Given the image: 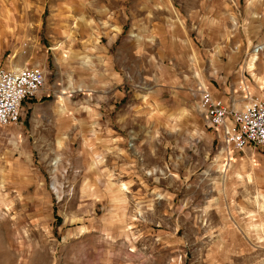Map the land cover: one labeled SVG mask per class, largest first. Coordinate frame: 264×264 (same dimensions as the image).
<instances>
[{
    "label": "rangeland",
    "instance_id": "374dc122",
    "mask_svg": "<svg viewBox=\"0 0 264 264\" xmlns=\"http://www.w3.org/2000/svg\"><path fill=\"white\" fill-rule=\"evenodd\" d=\"M24 67L0 264H264V146L199 108L264 103V0H0V69Z\"/></svg>",
    "mask_w": 264,
    "mask_h": 264
},
{
    "label": "built area",
    "instance_id": "2783aa9c",
    "mask_svg": "<svg viewBox=\"0 0 264 264\" xmlns=\"http://www.w3.org/2000/svg\"><path fill=\"white\" fill-rule=\"evenodd\" d=\"M45 74L38 67L0 69V126L19 122L23 103L43 88ZM199 108L210 127H221L228 147L241 151L249 145L264 146V103L253 101L236 110L208 90L199 94Z\"/></svg>",
    "mask_w": 264,
    "mask_h": 264
},
{
    "label": "bare ground",
    "instance_id": "6f19581e",
    "mask_svg": "<svg viewBox=\"0 0 264 264\" xmlns=\"http://www.w3.org/2000/svg\"><path fill=\"white\" fill-rule=\"evenodd\" d=\"M254 58H255V57H254ZM254 58H252V59H254ZM253 62H254V61H253ZM253 62H252V63H253ZM249 66H250V65H249ZM16 69H18V68H16ZM13 70H14V69H13Z\"/></svg>",
    "mask_w": 264,
    "mask_h": 264
},
{
    "label": "crops",
    "instance_id": "0c3cea01",
    "mask_svg": "<svg viewBox=\"0 0 264 264\" xmlns=\"http://www.w3.org/2000/svg\"><path fill=\"white\" fill-rule=\"evenodd\" d=\"M250 63V62H249ZM250 70H252V69H250ZM27 102V101H26ZM26 102H24L23 104H25Z\"/></svg>",
    "mask_w": 264,
    "mask_h": 264
}]
</instances>
